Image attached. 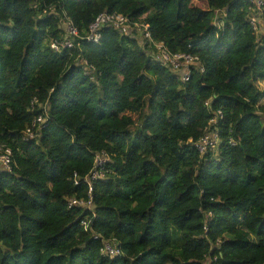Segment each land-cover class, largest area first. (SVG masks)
I'll return each instance as SVG.
<instances>
[{
  "label": "trees",
  "instance_id": "trees-1",
  "mask_svg": "<svg viewBox=\"0 0 264 264\" xmlns=\"http://www.w3.org/2000/svg\"><path fill=\"white\" fill-rule=\"evenodd\" d=\"M217 10H226L223 28ZM104 12L148 25L204 72L183 84L113 28L99 44L52 49L63 15L84 38ZM259 82L264 35L243 0H0V144L13 153V171H0V264H264ZM34 98L49 103L47 114L31 110ZM218 110L219 150L203 155L195 144ZM40 115L49 119L40 140L25 141ZM101 152L110 174L94 183L84 228L91 213L69 201L88 198ZM109 239L121 256L102 253Z\"/></svg>",
  "mask_w": 264,
  "mask_h": 264
},
{
  "label": "built area",
  "instance_id": "built-area-1",
  "mask_svg": "<svg viewBox=\"0 0 264 264\" xmlns=\"http://www.w3.org/2000/svg\"><path fill=\"white\" fill-rule=\"evenodd\" d=\"M248 7V22L252 27V30L256 36L264 35V0H243ZM226 17V10H217L215 17L220 19L219 28L224 27V23L220 16ZM61 26L64 30V37L55 41L52 44V49L56 52H61L65 49L74 48V42L76 39L86 40L93 44H99L102 39V31L105 28H113L120 36L134 35L138 38L140 45L147 50L150 49L153 54V59L160 65H163L170 69L175 75L176 79L183 84L189 82L193 71L200 70L204 72V68L200 59L192 54L188 53H173L171 52L164 42H158L153 39L150 27L145 24L132 23L131 20L120 13L113 12L101 13L96 20L91 24L88 33L85 37L79 35L78 30L75 28L73 22L66 16L61 17ZM149 51V50H148ZM75 65L83 67L86 76L92 81L96 82L94 77V70L88 66L86 60H78ZM36 106L43 109L44 114L48 113L49 103L45 102L44 105L38 98H34L31 102V110L33 111ZM209 107V102L207 103ZM214 116L210 121V127L208 133L195 144L201 154L212 152L218 153L220 140L217 124L219 120L223 119V112L221 110L213 112ZM49 119L46 116H38L34 120L31 126H28L24 131L25 141L38 142L41 137V130L46 127ZM235 145V144H233ZM12 150L5 144H0V171L12 172ZM111 158L106 152H101L96 155L95 166L90 174L85 178V181L89 184L88 198L86 200L71 199L69 201V208H80L86 212H90V215L85 216L81 220V225L84 228L90 227V216L95 212V205L93 201V188L94 183L98 181H104L108 179L110 170L108 171V164ZM78 185V181L76 182ZM99 236L95 235L97 239ZM121 243L116 239H109L104 241V249L102 253L109 257L115 258L122 255Z\"/></svg>",
  "mask_w": 264,
  "mask_h": 264
},
{
  "label": "rangeland",
  "instance_id": "rangeland-1",
  "mask_svg": "<svg viewBox=\"0 0 264 264\" xmlns=\"http://www.w3.org/2000/svg\"><path fill=\"white\" fill-rule=\"evenodd\" d=\"M202 4L204 5V2H203ZM261 84H264V82H259V83H258V87H259L260 90L264 91V88L262 87ZM260 105L264 107V99L261 101ZM146 113H148V111H146ZM139 123H140V121L138 122V124H139ZM252 240H253V241H256V238H253V237H252Z\"/></svg>",
  "mask_w": 264,
  "mask_h": 264
},
{
  "label": "crops",
  "instance_id": "crops-1",
  "mask_svg": "<svg viewBox=\"0 0 264 264\" xmlns=\"http://www.w3.org/2000/svg\"><path fill=\"white\" fill-rule=\"evenodd\" d=\"M262 85V87L264 88V84H261Z\"/></svg>",
  "mask_w": 264,
  "mask_h": 264
}]
</instances>
